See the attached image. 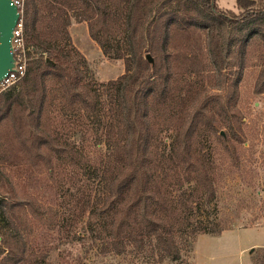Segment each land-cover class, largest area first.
<instances>
[{"label": "trees", "instance_id": "trees-1", "mask_svg": "<svg viewBox=\"0 0 264 264\" xmlns=\"http://www.w3.org/2000/svg\"><path fill=\"white\" fill-rule=\"evenodd\" d=\"M237 8L217 0L25 1L27 72L0 92V264H32L36 255L22 223L34 199L14 169L58 180V237L41 238L42 264L68 242L102 255L150 244L161 261L175 262L182 239L224 230L197 213L215 198V155L245 148L238 89L250 49L264 47V0H238ZM73 20L88 22L104 54L124 61L123 75L88 78L85 57L66 42ZM255 92L264 93V68Z\"/></svg>", "mask_w": 264, "mask_h": 264}, {"label": "rangeland", "instance_id": "rangeland-1", "mask_svg": "<svg viewBox=\"0 0 264 264\" xmlns=\"http://www.w3.org/2000/svg\"><path fill=\"white\" fill-rule=\"evenodd\" d=\"M237 1L217 0V4L223 10L238 13ZM68 32L70 37L66 42L73 45L88 62L89 79L107 83L125 73L124 61L109 59L92 39L88 22L73 20ZM182 41L178 37L175 44ZM263 68L264 47L253 46L238 89L237 113L242 118L238 133L245 140V148L221 153V156L215 155L219 159H216L218 170L215 198L209 203H203L197 213L203 225L223 227L219 235L199 234L193 240L182 239L181 259L175 262L167 259L161 261L158 252L150 244L142 252L129 249L123 255H102L97 248L90 249L87 244L81 243L72 245L63 239L61 242L65 245H57L58 252L53 255L52 264L260 263L264 257V93L255 92V83ZM207 84L211 85L209 82ZM222 132L227 136L225 129L221 135ZM99 152L102 150L96 149L90 154L99 160ZM11 171L16 178L26 180L23 182L25 191L34 199L35 207L26 216H22V223L27 226L28 232H33L31 240L36 255L32 264H42L41 238L46 237L48 242L58 237L53 232L57 223L55 212L60 210L56 203L60 195L54 188L58 180H51L52 177L40 173L30 176V173L22 170Z\"/></svg>", "mask_w": 264, "mask_h": 264}, {"label": "water", "instance_id": "water-1", "mask_svg": "<svg viewBox=\"0 0 264 264\" xmlns=\"http://www.w3.org/2000/svg\"><path fill=\"white\" fill-rule=\"evenodd\" d=\"M19 20V12L11 0H0V82L14 67V54L12 47L13 30ZM146 58L153 64L150 54ZM224 136V132H222Z\"/></svg>", "mask_w": 264, "mask_h": 264}, {"label": "built area", "instance_id": "built-area-1", "mask_svg": "<svg viewBox=\"0 0 264 264\" xmlns=\"http://www.w3.org/2000/svg\"><path fill=\"white\" fill-rule=\"evenodd\" d=\"M26 0H11L19 12V20L13 30L12 47L14 54V67L7 76L0 82L2 90L20 81L27 72L28 48L24 36V5Z\"/></svg>", "mask_w": 264, "mask_h": 264}]
</instances>
